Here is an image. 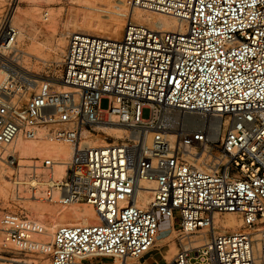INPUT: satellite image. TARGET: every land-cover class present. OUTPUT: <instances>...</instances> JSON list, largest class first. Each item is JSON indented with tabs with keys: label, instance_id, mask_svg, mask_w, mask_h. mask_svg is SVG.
<instances>
[{
	"label": "built area",
	"instance_id": "obj_1",
	"mask_svg": "<svg viewBox=\"0 0 264 264\" xmlns=\"http://www.w3.org/2000/svg\"><path fill=\"white\" fill-rule=\"evenodd\" d=\"M56 7L67 39L61 74L22 103L33 79L0 59V177L9 174L17 200L86 204L100 222L61 225L49 243L40 220L0 211V264H139L175 224L188 243L164 264H264V0ZM140 12L176 27L153 28ZM19 37L7 22L0 52ZM170 110L193 118L167 122ZM111 127L127 134L97 145ZM20 137L73 147L65 174L58 159L21 157ZM229 216L239 223L226 225Z\"/></svg>",
	"mask_w": 264,
	"mask_h": 264
},
{
	"label": "rangeland",
	"instance_id": "obj_2",
	"mask_svg": "<svg viewBox=\"0 0 264 264\" xmlns=\"http://www.w3.org/2000/svg\"><path fill=\"white\" fill-rule=\"evenodd\" d=\"M57 3H59V0H38V4L36 5H33L31 0H0V36L4 26L9 21H11L13 25L20 30L19 41L15 49L10 53L1 51L0 59H6L15 69L19 70L22 74L33 80L43 81L47 79L48 76H52L53 74H61L62 71V62L67 48V39L56 33L58 16L60 14V12L58 13L57 9H55ZM17 8L21 12H29L32 8L37 11L35 15H29L27 17L25 16L24 18L17 19L14 18V13ZM44 10H48L51 14V19L49 21H45L43 18ZM34 92L35 89L31 91L27 90L21 102L26 103ZM101 106L103 109H108L110 107V100L104 99ZM150 112V109H145L143 111V116L148 118L150 116ZM165 118L167 122H172L177 119L187 120L189 118L190 120L193 116L170 110L165 112ZM106 132L109 137L106 140L102 137L96 138L95 143L97 145H105L113 141L118 142L120 141V138L127 134V132L122 131L120 135L121 137L117 138L118 134L115 131L107 129ZM29 143L33 145L47 144L49 146L71 147L67 144H52L45 141H29ZM19 154L21 156L20 152ZM34 158H39L41 160L45 158H55L61 161V159L54 155H36ZM22 164H29V162H23ZM8 176L9 174H6L5 178L10 181ZM42 206L58 211L53 213L52 216L48 214L45 218H43L36 212V209ZM71 208H78L82 211H87L90 208L94 209L86 204L58 206L32 200H17L15 198L14 187L11 181L9 187H7V189L5 187V190H3L0 186V211L9 210L14 212H23L34 219L48 224V226L51 225L52 221H60L62 219V215L60 214L62 210ZM166 227H168L167 224L162 226V228ZM164 236H166V233L162 235V237ZM2 238L3 236L0 234V241ZM187 243L188 239L179 237L173 246L175 247L174 249L179 252ZM169 255L170 252H163L161 250L155 251L154 254L150 255L139 264H164L166 260L168 261ZM35 261H39L38 264L50 263L48 258L44 257H40L39 260ZM104 261L107 263L112 262L111 259H106Z\"/></svg>",
	"mask_w": 264,
	"mask_h": 264
},
{
	"label": "bare ground",
	"instance_id": "obj_3",
	"mask_svg": "<svg viewBox=\"0 0 264 264\" xmlns=\"http://www.w3.org/2000/svg\"><path fill=\"white\" fill-rule=\"evenodd\" d=\"M31 3L33 5H36L38 4V0H31ZM55 9H57L58 13L59 12L61 13V9L59 7L58 8L55 7ZM36 11H37L36 9L32 8L29 12H21L17 8L14 13V18L21 19L24 18L25 16L27 17L29 15H35ZM138 17L139 19L142 17L147 24L151 25V27L153 28L159 27L164 31L174 30L177 24L176 19L164 14L140 12ZM37 84H38L37 80H32V82L27 85L25 92L27 90L30 91L34 90ZM187 120H189V118ZM111 130L115 131L118 134L117 138L121 137L120 135L122 130H119L114 127H111ZM17 151H19L21 153V156L23 157L34 158V156L36 155L56 156L57 158L61 159L60 161L61 166L58 167V170L60 176H62L65 174V170L67 166L66 163H68V161L71 159L74 149L73 147L49 146L47 144L33 145L30 144L28 140H25L24 138L20 137L17 142ZM0 179H1L0 186L3 188V190H5V187L7 189V187H9L10 181L5 177H0ZM36 210H37L36 211L37 214L43 218H45L46 215L48 214L52 216L53 213H56L58 211L43 206L38 207ZM60 214L62 215V219L60 221H52L50 226L44 223L47 227L45 239L49 243L52 242L55 230L61 225H73V224L86 225V224H97L100 222L99 214L96 212V210L92 208H90L87 211H82L79 210L78 208L64 209L60 212ZM219 220L220 219L217 217L216 222H219ZM224 223L229 226H236L239 222L234 217L229 216L224 220ZM206 232H203V234H206ZM164 233H166V236L162 237ZM179 236H181V232L176 229V224H175L174 230H172V232L168 233L167 231L161 233L156 242V247L159 248L161 251L170 252L168 261L172 260L173 257L178 253L177 250L174 249L175 247L173 245ZM16 262L20 264H38L39 261L22 260Z\"/></svg>",
	"mask_w": 264,
	"mask_h": 264
},
{
	"label": "crops",
	"instance_id": "obj_4",
	"mask_svg": "<svg viewBox=\"0 0 264 264\" xmlns=\"http://www.w3.org/2000/svg\"><path fill=\"white\" fill-rule=\"evenodd\" d=\"M148 258V257H147Z\"/></svg>",
	"mask_w": 264,
	"mask_h": 264
}]
</instances>
